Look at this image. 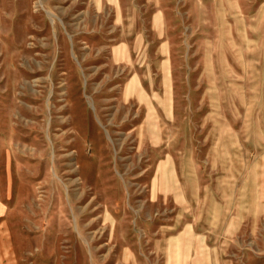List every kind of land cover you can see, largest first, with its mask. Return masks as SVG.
Returning <instances> with one entry per match:
<instances>
[{
    "label": "rangeland",
    "instance_id": "374dc122",
    "mask_svg": "<svg viewBox=\"0 0 264 264\" xmlns=\"http://www.w3.org/2000/svg\"><path fill=\"white\" fill-rule=\"evenodd\" d=\"M0 264H264V0H0Z\"/></svg>",
    "mask_w": 264,
    "mask_h": 264
},
{
    "label": "bare ground",
    "instance_id": "6f19581e",
    "mask_svg": "<svg viewBox=\"0 0 264 264\" xmlns=\"http://www.w3.org/2000/svg\"><path fill=\"white\" fill-rule=\"evenodd\" d=\"M167 177V176H166ZM84 196H86L85 195V193H84ZM2 238V237H1ZM9 249H10V252L13 254V256H15L16 255V250H15V246H14V244L12 243L11 244V246L9 247ZM8 249V250H9Z\"/></svg>",
    "mask_w": 264,
    "mask_h": 264
}]
</instances>
